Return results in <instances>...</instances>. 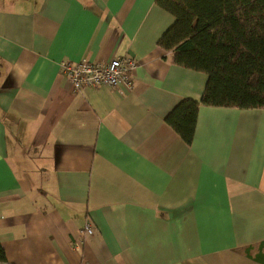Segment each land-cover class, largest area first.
<instances>
[{
    "label": "crops",
    "instance_id": "obj_1",
    "mask_svg": "<svg viewBox=\"0 0 264 264\" xmlns=\"http://www.w3.org/2000/svg\"><path fill=\"white\" fill-rule=\"evenodd\" d=\"M155 0H0V264H264V108L201 105ZM137 62L73 90L62 60ZM90 222L93 234L85 232Z\"/></svg>",
    "mask_w": 264,
    "mask_h": 264
},
{
    "label": "trees",
    "instance_id": "obj_2",
    "mask_svg": "<svg viewBox=\"0 0 264 264\" xmlns=\"http://www.w3.org/2000/svg\"><path fill=\"white\" fill-rule=\"evenodd\" d=\"M155 3L175 18L157 45L175 65L207 76L199 100L179 101L164 118L185 143L193 140L201 105L264 108V0Z\"/></svg>",
    "mask_w": 264,
    "mask_h": 264
},
{
    "label": "built area",
    "instance_id": "obj_3",
    "mask_svg": "<svg viewBox=\"0 0 264 264\" xmlns=\"http://www.w3.org/2000/svg\"><path fill=\"white\" fill-rule=\"evenodd\" d=\"M136 65V60L129 56L114 57L103 62L62 60L59 63L62 75L73 90L101 85L109 87L122 85L130 88ZM92 227L88 222L85 225V232L89 235L93 234Z\"/></svg>",
    "mask_w": 264,
    "mask_h": 264
}]
</instances>
